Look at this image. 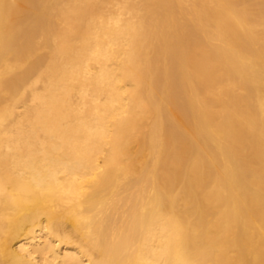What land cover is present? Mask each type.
<instances>
[{
	"label": "bare ground",
	"instance_id": "obj_1",
	"mask_svg": "<svg viewBox=\"0 0 264 264\" xmlns=\"http://www.w3.org/2000/svg\"><path fill=\"white\" fill-rule=\"evenodd\" d=\"M0 264H264V0H0Z\"/></svg>",
	"mask_w": 264,
	"mask_h": 264
}]
</instances>
